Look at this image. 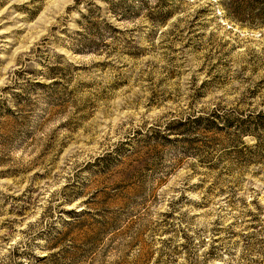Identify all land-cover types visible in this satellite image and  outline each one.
Wrapping results in <instances>:
<instances>
[{
  "label": "rangeland",
  "instance_id": "1",
  "mask_svg": "<svg viewBox=\"0 0 264 264\" xmlns=\"http://www.w3.org/2000/svg\"><path fill=\"white\" fill-rule=\"evenodd\" d=\"M46 257L264 264L263 2L0 0V264Z\"/></svg>",
  "mask_w": 264,
  "mask_h": 264
},
{
  "label": "trees",
  "instance_id": "2",
  "mask_svg": "<svg viewBox=\"0 0 264 264\" xmlns=\"http://www.w3.org/2000/svg\"><path fill=\"white\" fill-rule=\"evenodd\" d=\"M250 1H255V0H248V2ZM259 1L264 3V0H259ZM221 3L225 7V9L229 10V0H221ZM233 126H235L239 137L242 138L243 136H254L259 140V135L257 134L258 132H260L262 128V124H260L258 121L251 119L249 120L242 119L239 121L237 125H233ZM48 261H50V259H48L47 257L41 258L36 261V264H43V263L45 264L48 263Z\"/></svg>",
  "mask_w": 264,
  "mask_h": 264
}]
</instances>
